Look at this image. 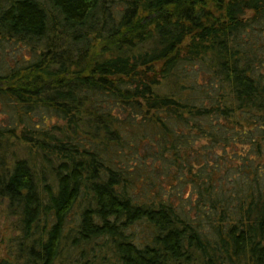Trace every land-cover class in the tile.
Returning a JSON list of instances; mask_svg holds the SVG:
<instances>
[{
	"label": "trees",
	"instance_id": "16d2710c",
	"mask_svg": "<svg viewBox=\"0 0 264 264\" xmlns=\"http://www.w3.org/2000/svg\"><path fill=\"white\" fill-rule=\"evenodd\" d=\"M8 40L0 264H264V0H0Z\"/></svg>",
	"mask_w": 264,
	"mask_h": 264
},
{
	"label": "rangeland",
	"instance_id": "374dc122",
	"mask_svg": "<svg viewBox=\"0 0 264 264\" xmlns=\"http://www.w3.org/2000/svg\"><path fill=\"white\" fill-rule=\"evenodd\" d=\"M3 47H0V65H14L19 62L23 56L29 55L28 49L21 46L20 43L8 40L0 42ZM5 105H0V125L12 122L9 117L10 113L7 112ZM41 112V111H40ZM36 118H40L41 114L38 111L34 112ZM13 120V118H12ZM1 209V208H0ZM10 232L9 222L2 216L0 217V257L5 253L7 243V237Z\"/></svg>",
	"mask_w": 264,
	"mask_h": 264
}]
</instances>
